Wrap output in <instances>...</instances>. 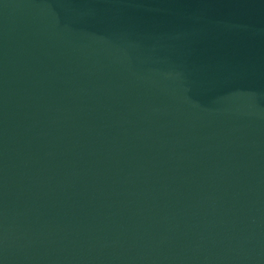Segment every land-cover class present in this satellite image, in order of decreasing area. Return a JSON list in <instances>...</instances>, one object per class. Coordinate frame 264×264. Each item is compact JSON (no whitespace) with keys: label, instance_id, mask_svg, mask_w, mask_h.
Returning a JSON list of instances; mask_svg holds the SVG:
<instances>
[{"label":"water","instance_id":"obj_1","mask_svg":"<svg viewBox=\"0 0 264 264\" xmlns=\"http://www.w3.org/2000/svg\"><path fill=\"white\" fill-rule=\"evenodd\" d=\"M0 264H264V0H0Z\"/></svg>","mask_w":264,"mask_h":264}]
</instances>
